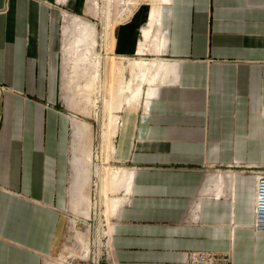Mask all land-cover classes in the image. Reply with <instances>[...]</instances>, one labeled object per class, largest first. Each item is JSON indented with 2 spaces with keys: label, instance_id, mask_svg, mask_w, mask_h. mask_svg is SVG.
<instances>
[{
  "label": "crops",
  "instance_id": "obj_1",
  "mask_svg": "<svg viewBox=\"0 0 264 264\" xmlns=\"http://www.w3.org/2000/svg\"><path fill=\"white\" fill-rule=\"evenodd\" d=\"M82 2L0 0V264H47L68 207L84 199L91 125L66 95L69 56L93 33ZM148 13L135 30L144 40L160 29L158 44H142L160 70L120 114L115 152L130 170L118 175L126 195L104 264L181 263L197 251L264 264L251 169L264 167V0H169L146 35ZM116 35L117 54H139L130 26Z\"/></svg>",
  "mask_w": 264,
  "mask_h": 264
},
{
  "label": "rangeland",
  "instance_id": "obj_2",
  "mask_svg": "<svg viewBox=\"0 0 264 264\" xmlns=\"http://www.w3.org/2000/svg\"><path fill=\"white\" fill-rule=\"evenodd\" d=\"M82 1L83 8L79 16L93 25V33L79 43L69 56L73 63H68L67 66L66 95L72 97L71 100H75L78 107L81 106L82 119L91 125L92 141L86 148L87 163L82 190L84 199L73 202L68 207L63 243L46 259L47 264H104L107 260L113 217L126 195L119 173L115 170H130L125 163L118 161L115 152L114 138L120 114L124 108L139 100L145 82L152 85L160 70V67L153 68L154 61L145 60L153 55L148 50L143 51L144 45L142 47V44H150L152 35H157V44L160 42L162 33L157 26L154 27L160 19L152 24L154 29L150 30L147 39L143 40L139 30L135 29L145 22L148 11L149 21L156 12L161 15L162 5L169 2ZM69 15L66 24L71 32L73 27L69 21L76 15ZM124 25L132 28L134 37L140 39L137 44L141 46L140 51L137 49L139 54H131L126 58L116 51V32ZM68 37L71 39L73 33ZM139 60L144 62L141 66L135 64ZM74 64H78V69L82 71L77 77L74 76ZM151 68L154 71L148 77L145 76ZM114 119L117 121L113 122ZM81 124L85 129L89 127L85 122ZM109 130L110 147H107L105 139ZM251 169L256 175L264 171L260 164H255ZM230 253L233 264L234 254L232 251Z\"/></svg>",
  "mask_w": 264,
  "mask_h": 264
},
{
  "label": "built area",
  "instance_id": "obj_3",
  "mask_svg": "<svg viewBox=\"0 0 264 264\" xmlns=\"http://www.w3.org/2000/svg\"><path fill=\"white\" fill-rule=\"evenodd\" d=\"M254 228L264 230V171L257 175L254 194ZM171 264H232V257L227 251H197L191 253L185 262Z\"/></svg>",
  "mask_w": 264,
  "mask_h": 264
},
{
  "label": "bare ground",
  "instance_id": "obj_4",
  "mask_svg": "<svg viewBox=\"0 0 264 264\" xmlns=\"http://www.w3.org/2000/svg\"><path fill=\"white\" fill-rule=\"evenodd\" d=\"M151 15H152V14H151ZM159 15H160V13L158 14V13L156 12L155 14L152 15V19H149L147 29H146V30H145V29L143 30V31H145V34H146V35H149V34H148V33H149V29L151 28V26H152V24L154 23V21H155L156 19L159 18ZM160 17H161V15H160ZM146 37H148V36H146ZM143 63H144L143 60L135 61V64L138 65V66H141ZM116 121H117V120L114 119L113 122H116ZM115 124H116V123H115ZM115 172H116V173H120V175H121V174L123 175V174H127V173H128V171H126L124 168H119L118 170L116 169Z\"/></svg>",
  "mask_w": 264,
  "mask_h": 264
}]
</instances>
